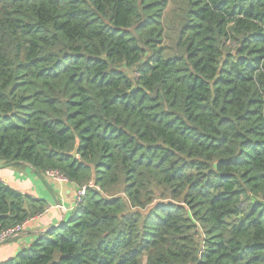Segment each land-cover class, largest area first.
I'll return each instance as SVG.
<instances>
[{
	"label": "trees",
	"instance_id": "obj_1",
	"mask_svg": "<svg viewBox=\"0 0 264 264\" xmlns=\"http://www.w3.org/2000/svg\"><path fill=\"white\" fill-rule=\"evenodd\" d=\"M0 161L86 187L0 264H264V0H0Z\"/></svg>",
	"mask_w": 264,
	"mask_h": 264
},
{
	"label": "crops",
	"instance_id": "obj_2",
	"mask_svg": "<svg viewBox=\"0 0 264 264\" xmlns=\"http://www.w3.org/2000/svg\"><path fill=\"white\" fill-rule=\"evenodd\" d=\"M43 175V174H42ZM61 205H56L43 183L34 174L30 166L4 163L0 161V181L19 192L39 197L47 202L46 211L29 220L25 229L16 237L0 241V262L12 258L18 251L29 245L40 233L60 224L72 212L76 204L78 186L73 182L57 183L46 175Z\"/></svg>",
	"mask_w": 264,
	"mask_h": 264
},
{
	"label": "built area",
	"instance_id": "obj_3",
	"mask_svg": "<svg viewBox=\"0 0 264 264\" xmlns=\"http://www.w3.org/2000/svg\"><path fill=\"white\" fill-rule=\"evenodd\" d=\"M46 177H48L49 179L57 182V183H65L68 182L67 178H65L64 176L60 175L58 172L56 171H47L46 172ZM85 186L83 187H79L76 193V203L81 199V197L84 195L85 193ZM47 209H45L46 211ZM44 211V212H45ZM41 214L36 215L40 216ZM29 222V220H26L18 225H15L14 227L5 229L3 231L0 232V241H5V240H9L12 238H16L26 227L27 223Z\"/></svg>",
	"mask_w": 264,
	"mask_h": 264
},
{
	"label": "water",
	"instance_id": "obj_4",
	"mask_svg": "<svg viewBox=\"0 0 264 264\" xmlns=\"http://www.w3.org/2000/svg\"><path fill=\"white\" fill-rule=\"evenodd\" d=\"M77 146L74 148V150L70 153V155L74 158L77 157ZM31 167V166H30ZM32 171L34 172V174L40 179V181L43 183V185L45 186V188L47 189V191L50 194V197L52 199V201L56 204V205H61V200L57 197L56 193L54 192V189L51 187L49 181H47V179L40 173L38 172L36 169L32 168ZM95 190L99 191L97 188H95ZM62 223V222H61ZM60 223V224H61ZM60 224L56 225L59 226ZM55 227V226H54ZM52 228V227H51ZM7 241V240H5Z\"/></svg>",
	"mask_w": 264,
	"mask_h": 264
},
{
	"label": "clouds",
	"instance_id": "obj_5",
	"mask_svg": "<svg viewBox=\"0 0 264 264\" xmlns=\"http://www.w3.org/2000/svg\"><path fill=\"white\" fill-rule=\"evenodd\" d=\"M79 188V187H78Z\"/></svg>",
	"mask_w": 264,
	"mask_h": 264
}]
</instances>
